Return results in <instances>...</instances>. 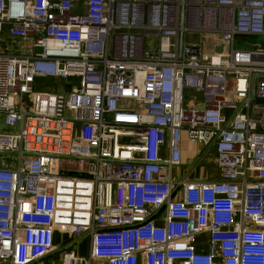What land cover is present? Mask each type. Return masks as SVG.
Returning a JSON list of instances; mask_svg holds the SVG:
<instances>
[{
  "label": "built area",
  "instance_id": "1",
  "mask_svg": "<svg viewBox=\"0 0 264 264\" xmlns=\"http://www.w3.org/2000/svg\"><path fill=\"white\" fill-rule=\"evenodd\" d=\"M4 31L1 263L264 264V0H0ZM184 131L218 177H182Z\"/></svg>",
  "mask_w": 264,
  "mask_h": 264
},
{
  "label": "crops",
  "instance_id": "2",
  "mask_svg": "<svg viewBox=\"0 0 264 264\" xmlns=\"http://www.w3.org/2000/svg\"><path fill=\"white\" fill-rule=\"evenodd\" d=\"M262 41L264 47V38H262ZM27 47H28L27 40L14 38L8 34V31H4L0 33V51L21 52L27 50L28 49ZM55 79L57 78L37 77L35 79V82L33 83V88L37 91H53V90L62 89L63 87L66 86V85L59 86L58 88L54 87L52 82ZM186 93L192 99L190 104H193L199 108H202L204 106V102L202 100V95L200 92L187 89ZM211 148L212 147L210 148L203 147L201 144L190 141L188 139L186 131H184L182 136V165H181V171L183 172V174H187V177L191 179H214L218 177L217 171L215 172H213L212 170L210 171L211 168H214L216 170V165H217V163L215 164L214 160L209 157ZM213 149L215 151V148ZM199 159L203 162L196 163V161ZM56 241L60 242L59 236H57ZM86 241L88 242V247H89V240L87 239ZM79 252L85 255L88 253V251L85 253L82 252L81 249H79ZM55 257L58 258V255L55 254ZM51 258L52 256L45 258L42 261V264L49 263L48 260ZM33 264H40V263H33Z\"/></svg>",
  "mask_w": 264,
  "mask_h": 264
},
{
  "label": "rangeland",
  "instance_id": "3",
  "mask_svg": "<svg viewBox=\"0 0 264 264\" xmlns=\"http://www.w3.org/2000/svg\"><path fill=\"white\" fill-rule=\"evenodd\" d=\"M189 37H191V38H193V39H201L200 38V35H191V34H189ZM253 40H259V38H252ZM237 46L238 47H243L244 45H241V44H237ZM79 77H76V76H71V77H69V78H67V79H55V80H53V85H54V87H59V86H68V85H78L79 84ZM57 88H55V89H57ZM35 90V89H34ZM37 91V90H36ZM188 95V94H187ZM26 96H23V95H19V96H17V98H16V102L18 103V109L19 110H22V108H25V105L26 106H28V101L26 100L25 102H23V100L24 99H26L25 98ZM25 104V105H24ZM1 129L2 130H5V131H16V126L15 125H7V123H6V121L4 120V119H2V124H1ZM214 147H212L211 148V152H210V154H209V157L210 158H212L213 160H214V162H215V164H216V160H217V155H216V153H215V151H214V149H213ZM201 162H203V161H201V160H197L196 161V163H201ZM181 169H179V171H180ZM213 171V172H215V171H217V173H218V168H217V165H216V170L214 169V168H211L210 169V171ZM180 173H182V177L183 176H185L186 174H183V172L181 171ZM212 173V172H211ZM216 175V174H215ZM87 239L85 238V239H83L81 242H79L78 243V241L75 243V244H71L70 245V247H76L77 246V244H78V247L80 246V249L82 250V252H87L88 251V242L86 241ZM59 258H58V260L56 259L54 262H53V258L52 259H50V262L49 263H46V264H55V263H58L59 264Z\"/></svg>",
  "mask_w": 264,
  "mask_h": 264
},
{
  "label": "water",
  "instance_id": "4",
  "mask_svg": "<svg viewBox=\"0 0 264 264\" xmlns=\"http://www.w3.org/2000/svg\"><path fill=\"white\" fill-rule=\"evenodd\" d=\"M150 43H151V44H153V42H152V41H151ZM59 91H60V92H63V90H62V89H60ZM0 264H7V263H1V262H0Z\"/></svg>",
  "mask_w": 264,
  "mask_h": 264
}]
</instances>
